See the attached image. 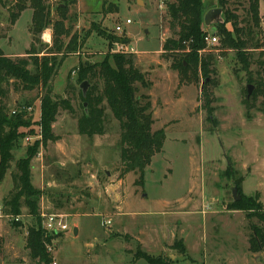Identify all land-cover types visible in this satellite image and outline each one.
Returning <instances> with one entry per match:
<instances>
[{"label": "rangeland", "instance_id": "374dc122", "mask_svg": "<svg viewBox=\"0 0 264 264\" xmlns=\"http://www.w3.org/2000/svg\"><path fill=\"white\" fill-rule=\"evenodd\" d=\"M25 1L13 25L8 10L14 0L0 5V29L6 32L0 50L12 59L26 57L33 41L32 10ZM203 1L205 12L219 9L217 0ZM46 5L52 21L36 35L37 49L51 48L56 38L67 42L55 31L56 22L69 36L80 39L89 32V38L74 54L58 57L62 65L48 92L40 86L23 90L11 80L2 101L9 117L21 114L27 123L14 144V160L37 150L30 166L31 185L40 192V215L60 216L67 226L52 243V264H147L134 259L139 250L165 264H264V252L249 250L251 232L231 192L236 187L241 197H258L264 207V99H258L248 118L241 93L246 77L233 53L218 57L219 40L206 45L204 52L217 58L211 77L217 86L211 89L212 101L205 103L203 79L180 85L171 61L161 58L170 33L160 0H49ZM236 14L243 15L241 9ZM131 48L134 65L151 83L140 93L151 98L152 130L165 133L162 152L145 169L141 186L139 174L119 180V126L107 108L105 135L88 139L77 133L83 83L78 66ZM28 69L31 75L36 72L32 64ZM46 94L57 105L69 103L74 112L58 110L51 126L55 142H44L40 128ZM207 108L213 110L215 126L207 121ZM9 172L0 185L1 209L12 188ZM27 214L22 208L14 227L13 218L0 212V264H34L25 249L32 224ZM180 241L186 249L182 255L171 249Z\"/></svg>", "mask_w": 264, "mask_h": 264}, {"label": "trees", "instance_id": "16d2710c", "mask_svg": "<svg viewBox=\"0 0 264 264\" xmlns=\"http://www.w3.org/2000/svg\"><path fill=\"white\" fill-rule=\"evenodd\" d=\"M27 1L32 10L33 41L25 53L26 57L12 59L0 50V184L8 171L12 183L10 192L2 201V211L8 218L19 217L22 208L28 211L27 215L32 219L25 236V249L29 258L34 264H52V256L47 247H51L52 241L59 234L49 236L42 230V219L37 206L40 192L31 185L30 164L37 150H30L24 158L14 160V144L22 137L19 130L27 123L21 114L9 117L2 99H7V86L11 80L14 81L11 82L13 86L19 81L23 90L28 91L40 86L48 92L50 82L62 65L58 57H66L81 49L89 38V32L84 33L80 39L76 34L69 36L56 22L55 31L65 36L67 42L56 38L51 48L37 49L39 42L36 35L52 21L50 9L46 5L49 0ZM7 2L8 0H0V5L5 6ZM160 2L167 10V29L170 33V37L161 46V58L171 61L170 69L177 72L180 85L196 84L202 78L201 95L205 103H210L213 98L211 89L217 86L215 81L211 80L215 75L217 58L204 52V38L207 32L204 30L203 19L206 5L203 0ZM25 3V0H14V5L8 10L11 25L26 9ZM217 4L223 17L222 22L213 24L216 30L214 36L219 40L217 55L225 57L228 53H233L236 64L245 73L246 85L251 86L253 90L248 95L247 86L241 89L242 104L247 117L250 118L249 114L255 109L258 99H264V34L259 0H217ZM238 9H241L242 16L236 14ZM9 30L8 28L7 31ZM5 33L0 29V39L5 37ZM41 53L44 54L41 59H33ZM31 64L36 70L33 75L28 69ZM253 65L254 70L251 68ZM77 74L80 82L90 85L85 97L81 91L78 94L82 103V112L77 118L78 135L88 139L105 135L107 108L119 126V180H124L130 173L139 174L136 183L141 186L145 169L150 165L152 158L162 152L165 141L163 130H152L154 120L150 96L140 93V89L151 86L147 74L134 65V57L129 53H114L99 62L80 64ZM68 86L69 84L67 89ZM83 104H86V107ZM59 109L74 114L69 103L57 105L52 103L46 94L40 107V128L44 142L58 140L51 135V126ZM206 113L207 121L215 126L213 110L207 108ZM236 203L238 210L245 214L251 232L248 239L250 252H264V207L259 203L258 197H241ZM254 220L256 223H253ZM12 225L17 227L18 222L12 221ZM126 239L129 237L126 236ZM171 249L178 250L181 255L186 252L182 241L175 242ZM134 259L144 260L147 264H165L159 257L150 256L140 250Z\"/></svg>", "mask_w": 264, "mask_h": 264}, {"label": "built area", "instance_id": "2783aa9c", "mask_svg": "<svg viewBox=\"0 0 264 264\" xmlns=\"http://www.w3.org/2000/svg\"><path fill=\"white\" fill-rule=\"evenodd\" d=\"M127 24H129V21H126ZM116 31L120 32L121 28L120 27H116L115 28ZM263 34H264V30H263ZM204 42L206 43L207 46H215L218 44V38L215 37L214 35L212 36L210 34V32H207V35L204 38ZM129 52H125L124 50H121L119 53H129V54H133L134 50L131 48L130 50H127ZM28 141V139H27ZM0 212H2V209L0 208ZM41 226H42V230H44V232L49 235V236H53V235H58L60 233L63 232H67V226L65 224H63L62 218L60 216H56V215H41ZM14 222H18L19 221V217L13 218ZM54 241H52L53 243ZM54 250L53 245H51V247H47V251L51 254V252Z\"/></svg>", "mask_w": 264, "mask_h": 264}, {"label": "water", "instance_id": "95a60500", "mask_svg": "<svg viewBox=\"0 0 264 264\" xmlns=\"http://www.w3.org/2000/svg\"><path fill=\"white\" fill-rule=\"evenodd\" d=\"M222 15V11L221 9H212L209 10L208 12L205 13L204 15V26L210 28V34L213 36L216 32L215 28L213 27V24H215L216 22H222L223 20H219L218 18ZM88 83L87 82H83L80 85V90L82 92L83 97H85L86 92H87V88H88ZM248 90V95L251 94L252 91V87L248 86L247 87ZM84 107H86V104H83ZM232 198L234 200V202H239L241 200V196L238 193V189L236 187H234L232 189ZM74 234H77V230L74 229L73 231Z\"/></svg>", "mask_w": 264, "mask_h": 264}, {"label": "crops", "instance_id": "0c3cea01", "mask_svg": "<svg viewBox=\"0 0 264 264\" xmlns=\"http://www.w3.org/2000/svg\"><path fill=\"white\" fill-rule=\"evenodd\" d=\"M81 2V1H80ZM79 2V3H80ZM206 5V4H205ZM78 8H79V4H78ZM259 12H260V15L262 16V15H264V3H263V0H259ZM9 29H11V26L9 27ZM204 30L206 31V32H210V28H207V27H205L204 26ZM9 32H10V30H9ZM123 43H127V42H123ZM10 172H9V174L7 175V179L10 181ZM1 185V184H0ZM7 196V195H6ZM5 196V197H6ZM77 230V229H76ZM77 232H78V230H77Z\"/></svg>", "mask_w": 264, "mask_h": 264}]
</instances>
